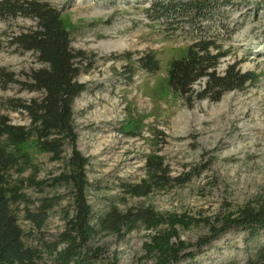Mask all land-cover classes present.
Returning a JSON list of instances; mask_svg holds the SVG:
<instances>
[{
	"label": "rangeland",
	"instance_id": "1",
	"mask_svg": "<svg viewBox=\"0 0 264 264\" xmlns=\"http://www.w3.org/2000/svg\"><path fill=\"white\" fill-rule=\"evenodd\" d=\"M46 1L62 11L72 47L84 50L88 59L78 76L87 89L75 99L73 111L77 148L89 158L87 198L94 214L111 205L186 214L199 221L189 228L177 227L188 245L181 254L193 252L196 258L177 264H246L264 235L250 239L247 231L234 229L208 244L199 242L211 235L212 225L221 227L223 216L236 217L246 205L264 204V0H233L207 22L220 33L227 51L219 71L238 62L242 71L256 73L257 80L226 92L218 101L193 103L167 84L170 61L182 56L195 37V24L189 19L157 16L151 8L154 0ZM33 24L22 16L0 18V117L13 124H29V119L13 110L9 99L40 95L21 84L42 66L37 54L9 45L13 35ZM148 51L160 59L161 69L155 74L136 63ZM130 65L135 67L132 78L126 70ZM204 84L205 79L200 80L194 88ZM33 147L30 163L11 168L7 182L23 195L11 208L26 245L37 247L49 260L74 208L72 188L53 182L67 170L71 148L66 147L61 160H53ZM152 154L160 156L173 175L195 167L200 174L147 196L124 194L120 182L143 177L146 156ZM154 232L140 225L127 235L96 234L90 243L93 249L101 248L95 264H157L144 246Z\"/></svg>",
	"mask_w": 264,
	"mask_h": 264
},
{
	"label": "trees",
	"instance_id": "2",
	"mask_svg": "<svg viewBox=\"0 0 264 264\" xmlns=\"http://www.w3.org/2000/svg\"><path fill=\"white\" fill-rule=\"evenodd\" d=\"M232 1L154 0L152 3V11L161 18H187L195 24L194 39L182 56L170 61L167 69L169 88L188 103L203 99L218 101L226 92L244 89L258 78L253 71H242L238 62L219 71L227 51L222 49L220 33L207 22L213 21L221 8ZM18 16L31 18L35 24L13 35L9 45L37 54L42 66L34 69L28 80L21 84L40 95L30 99H9L11 108L25 113L29 124H13L6 116L0 117V136L4 137L0 144V264H95L101 248L93 249L90 243L96 234L127 235L140 225L156 231L144 246L146 252L156 258L157 264H177L188 258L195 261L193 252L181 254L188 245L180 239L177 227L189 228L199 221L197 219L186 214H165L149 206L121 210L117 205H111L103 213L94 214L87 198L89 158L77 148L73 111L75 99L87 89V84L78 79L86 68V52L72 47L71 32L65 26L62 11L48 1L0 0L1 19ZM136 63L139 69L151 74L161 69L155 51L144 53ZM126 70L132 78L135 67L130 65ZM203 79L204 86L195 89L194 85ZM33 145L36 151L50 154L53 160H61L66 147L71 148L67 170L53 182H63L72 188L74 208L72 214L67 215L66 228L52 245L49 260L42 258L37 247L26 245L24 232L11 208V204L20 201L23 195L7 182V172L11 168L30 163ZM144 169V176L138 181L120 182L124 194L147 196L170 184L184 185L200 174L199 168L195 167L192 171L173 175L170 167L156 154L146 156ZM234 229L245 230L248 238L259 240L264 235V204L257 208L246 205L236 217L231 213L223 216L221 227L212 225L211 235L200 239L199 243L208 244ZM246 264H264V239L259 241Z\"/></svg>",
	"mask_w": 264,
	"mask_h": 264
}]
</instances>
